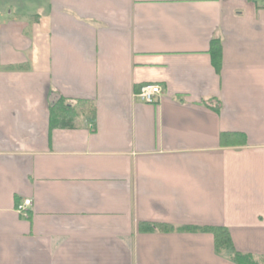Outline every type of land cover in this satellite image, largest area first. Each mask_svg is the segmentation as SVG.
Here are the masks:
<instances>
[{
	"label": "crops",
	"instance_id": "1",
	"mask_svg": "<svg viewBox=\"0 0 264 264\" xmlns=\"http://www.w3.org/2000/svg\"><path fill=\"white\" fill-rule=\"evenodd\" d=\"M140 223L264 257V0H0V264H235Z\"/></svg>",
	"mask_w": 264,
	"mask_h": 264
},
{
	"label": "trees",
	"instance_id": "2",
	"mask_svg": "<svg viewBox=\"0 0 264 264\" xmlns=\"http://www.w3.org/2000/svg\"><path fill=\"white\" fill-rule=\"evenodd\" d=\"M210 56L211 62L214 67L219 66L220 47L217 40H212L210 43ZM85 102L77 101L76 106ZM216 110V109H215ZM88 115L94 121V109H87ZM78 110L75 106H72L66 99L57 97L51 101L49 107V126L52 129L56 128H69L73 126L75 116H77ZM242 136L240 134L222 133L219 136V144L222 147L232 145L233 142H241ZM140 233H149L157 231L160 233H202L209 234L213 238L214 251L218 255H224L235 264H264V257L254 258L248 255H242L234 251L230 235L226 228L223 227H211V226H188V227H174L165 224L157 223H140L138 226Z\"/></svg>",
	"mask_w": 264,
	"mask_h": 264
},
{
	"label": "built area",
	"instance_id": "3",
	"mask_svg": "<svg viewBox=\"0 0 264 264\" xmlns=\"http://www.w3.org/2000/svg\"><path fill=\"white\" fill-rule=\"evenodd\" d=\"M161 96V89L155 84H145L141 86L134 94V98L144 104H156ZM32 208L31 200H23L16 204V214L22 218H27L28 213Z\"/></svg>",
	"mask_w": 264,
	"mask_h": 264
}]
</instances>
